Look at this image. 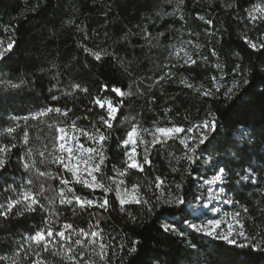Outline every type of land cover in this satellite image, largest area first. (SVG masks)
Listing matches in <instances>:
<instances>
[{"label":"trees","instance_id":"trees-1","mask_svg":"<svg viewBox=\"0 0 264 264\" xmlns=\"http://www.w3.org/2000/svg\"><path fill=\"white\" fill-rule=\"evenodd\" d=\"M31 3L32 0H0V39H3L6 45L9 36L14 35L18 43L13 53L6 54L5 61L0 62V147L11 143L17 145L8 153V163L4 170L0 171V203H6L9 198L14 199L25 179L31 178L33 192H39L43 185L44 193L40 197L41 203L47 205L46 198L54 200L51 208L56 213L52 217L56 221L52 225L55 230H59V226L63 223H71L74 228L87 230L89 225L95 222V216L99 214L103 217L100 227L105 233L126 235L128 239L141 241L137 254L128 257L126 251L120 253V256L126 260V264H144L145 260L150 261L151 264H168L174 258L177 264H194L195 257L193 261L184 258L190 251L200 253L202 264L206 258L205 252H214L218 247H224V244L198 234L194 236L191 231L183 229L180 223L177 227L183 229L187 234L186 237L172 234L166 238L161 232L160 220L177 218L184 221L185 217L178 210L175 212L169 210V213L160 217L163 209H158L155 215H148L142 205L126 204L127 211L136 216L138 221L143 220L142 223L134 224L119 211V201L116 199L115 192L108 194L110 204H112L109 212L94 207L81 209L75 201L71 205L60 204L62 188L66 195H70L60 181L48 176L41 177L36 169L25 172L22 165L24 160L34 159L36 168L40 171H51L53 174L61 172L62 170L56 165L40 163L42 159H51L52 138L57 135L55 126H66L70 124L71 119L78 116L80 117L77 120L79 127L91 128V122L98 121L99 115L105 114V109L94 104L93 100L96 96L111 97L114 105L119 104L116 119L112 121L111 140L107 142L108 160L106 161L107 167L104 169L105 178L108 176L116 178L112 170L113 166L117 169L126 167L123 163L125 149L120 147V141L126 138L127 132L133 125L139 124L141 128L151 129L154 122L159 121L157 126L176 125L187 129L190 122L196 123L205 118L206 112L210 109L214 110L218 101L200 96L179 81L186 79L195 87L201 85L203 88L210 87L211 76L218 75L217 70L211 66L216 62V57L211 55L212 48H215L220 63L225 73L228 74L224 80L226 85H230L233 79L232 69L237 63L241 65V69L246 65L256 64L259 54L253 53L247 47L242 36L246 32L249 38H255L260 30L264 29V25L254 28L247 20L241 23L237 17L246 16L244 9L254 3H264V0H184L180 13L176 17L166 16L150 30L155 32L162 30L165 25H171L172 27L166 31L165 36L160 38L161 45L172 43L177 44L179 48L178 41L191 40L193 44L185 45V48L192 53L194 59H197V63L191 66L182 65V62L177 64L176 67L171 68L172 79L166 78L167 82L161 81L160 84H154V79L167 70L163 65L171 66L176 63L174 57L169 59L165 47L152 50L151 55L156 58L154 65L148 58L142 56L139 45L133 48L130 44L124 51L114 42V39L123 32L130 29L135 30L138 24L158 10V3L167 12L173 10V5L165 4L164 0H47V3L33 14L25 11ZM228 3L233 5L231 9L226 8ZM179 14L184 16V20L178 18ZM199 16H204L205 20L211 19L212 25H207L204 20L198 18ZM8 25H16L15 33L4 31ZM177 29L180 30L179 33ZM206 29L208 31H205ZM189 32L193 35H189ZM136 39L134 37L133 41ZM82 44L93 51H116L124 61H133V63L125 71L119 61L111 56H104L101 61L97 62L93 56L84 51ZM196 44L201 45L198 50L194 47ZM237 52L243 59L235 55ZM8 55L11 56L10 59ZM204 56L208 57L207 62L203 61ZM22 80L23 84H21ZM98 81L115 84L121 87L123 92L130 90L133 95L117 96L110 91L103 92L100 90ZM9 82L20 84V87L12 88ZM75 83L88 87L89 92L82 93L71 88L70 85ZM150 84L152 87L149 89ZM50 88L51 92H49ZM249 89L252 91L245 101L230 113L229 120L236 119L243 122L246 128L244 138L250 145L248 151L259 152L264 150V144H262L264 96L256 92L252 84H249L244 92H248ZM60 90L73 94L62 95ZM54 94L59 96L58 100L51 99ZM240 95H243V92ZM234 103L235 100L231 102V104ZM231 104L221 107L220 112L227 111ZM47 106L62 108L67 106L72 108V112L68 117L50 113L39 119L31 118L34 113ZM89 108L92 109L91 112L88 111ZM166 108L171 109L167 117L164 112ZM24 116L30 117L27 122L24 121ZM84 116L88 119H83ZM14 117L16 119H13ZM17 123L19 127L16 132L9 136L6 131L7 127H15ZM50 124L53 127L50 128ZM99 126L97 124V127ZM240 130H242L240 125L232 123L221 125L219 128L221 136L216 143L221 144L226 138L225 134L238 136ZM25 131L28 133L29 143L27 145L23 142ZM174 135L183 137L185 134ZM13 137H15L14 140ZM144 138L151 140V137L147 135ZM80 141L86 146L89 144L84 137H81ZM241 146H243V141H241ZM28 148L32 149V157L26 155ZM40 151H45L44 158L39 156ZM137 151L141 154L138 159H141L143 145H140ZM150 152L149 159L152 165H145L147 178L145 173L130 169L128 175L123 177L126 186L131 189L134 184H142L144 186L140 188V192L150 196L151 193L147 192V181H154L156 175L172 183L182 180L186 199L192 201L193 196L199 191L198 177L205 174L204 166L193 165L192 175L186 174L184 169L187 167V162L182 158L177 159L184 153L183 145L180 144L178 138L169 139L164 147L156 144ZM224 155L223 152L216 153V159L212 163L216 164L218 161L219 165L223 166ZM205 156L208 158L207 153ZM229 158H233L231 153H229ZM256 160L257 157L253 156L254 163ZM230 166L239 170V165ZM173 167L178 171H173ZM62 174L65 178L71 179L70 174ZM232 179L229 177L230 181ZM72 187L75 194L84 199L98 200L103 196L100 190L93 192L74 181ZM226 189L237 201L233 205L234 211L240 210L241 205L249 208L245 223L246 230L250 233L264 232V212L260 210L264 209V204H261L259 208L255 206V202L261 197L254 195L253 190L240 187L238 182L226 185ZM22 207L23 205H17L13 208L7 220L0 217V234H6L5 238L0 240V245H2L0 254L2 255L10 256L15 250L16 244L13 241L21 240V235L17 234L27 236L30 230L45 226L41 217H47L48 213L38 210L35 213L25 212L17 216L16 212ZM157 217H160V220ZM193 236L197 247L190 248L193 244ZM111 255V250H109V256ZM156 257H159V260L155 259ZM208 259L210 261V258ZM113 260L114 264H120L119 259L113 257Z\"/></svg>","mask_w":264,"mask_h":264},{"label":"snow or ice","instance_id":"snow-or-ice-1","mask_svg":"<svg viewBox=\"0 0 264 264\" xmlns=\"http://www.w3.org/2000/svg\"><path fill=\"white\" fill-rule=\"evenodd\" d=\"M47 0H32L31 5L25 9L26 12L33 14L41 8L43 4H46ZM167 5H173V10L167 12L163 10V7L158 3V10L145 19V21L138 24L135 30H128L123 32L119 37L114 39V42L120 45L121 50L126 51L131 44L133 48L136 45L140 46L142 56L148 58L154 65L156 58L151 55L152 50L165 47L167 49V56L169 59L175 58L176 63L169 66L163 65L166 71L154 79V84H160L161 81L167 82V79H172L173 73L171 68L182 65H195L197 59L193 58L192 53L186 50L185 45H192L191 40H180L177 44H167L162 46L160 38L165 36L172 26L165 25L162 30L153 32L150 30L160 20H163L166 16L176 17L180 13L181 5L184 0H164ZM233 5L228 3L227 9H231ZM247 13L244 17H237L241 23L247 20L254 28L258 25H264V3H254L247 9H244ZM107 15V13H105ZM26 18V17H25ZM178 18L184 20V16L179 14ZM200 20L211 26L213 21L211 19L205 20L204 16L198 17ZM248 25H245L247 29ZM16 25H8L4 31L15 33ZM179 33V29L176 30ZM205 31H208L207 29ZM211 34V33H209ZM189 35L193 33L189 32ZM137 38L133 41V38ZM244 43L253 53H258L257 63L254 65H246L241 69V65L237 63L232 69V81L230 85L224 83L227 73L224 71L223 65L220 63V58L215 48H212L211 55L216 57V62L211 66L217 70L218 75H212V84L210 87L203 88L195 87L191 82L186 79H181L179 83L185 87L192 89L200 96L206 97L212 101H218L214 110H208L205 118L202 120L191 123L190 126L185 129L182 126L173 125L171 127L157 126L159 121L154 122V126L151 129L141 128L139 124H135L127 132L126 138L120 141V147L125 149L123 161L126 167L117 169L113 166V172L116 177L120 178L118 182L112 176L105 178L104 169L107 167L106 161L108 160L107 149L108 141L111 140V129L113 127L112 121L116 119V113L119 109V104L114 105L111 97H94V104L98 105L101 109H105V114H100L98 121L91 122V128L79 127L77 120L80 117L71 119L70 124L66 126H55L57 135L52 138V152L50 153L51 159H42L41 164H53L56 165L61 172L53 174L51 171H40L36 168V161L34 159L24 160L23 169L25 172H30L36 169L38 175L41 177H51L52 179H58L60 184L67 189L70 195H66L64 189L60 190V204L71 205L75 201L81 209L96 208L102 209L104 212H109L112 209L108 194L115 192L116 199L119 201V211L125 214L132 223H142L143 220H137L131 212L125 208L126 204L135 203L142 205L148 215H155L158 209H163L160 213V217H163L169 210L172 212L179 211L182 216L185 217L184 223L187 228L195 235L206 236L212 238L214 241L223 242L224 247H218L214 252H205L206 257L202 264H264V232H252L250 233L245 228L246 217L249 214V208L245 205H241L240 210L233 211L232 213L223 212L222 214L217 209L218 215L208 219H202V216H207L211 211V205L205 203L206 200L215 199L216 193L212 190L213 186L229 185L233 182H238L240 187L253 190L254 195H259L260 200L255 202V206L259 208L261 204H264V150L259 152L251 151L248 140L245 139L246 128L243 126L241 120L232 119L229 120L230 113L238 108L242 102L245 101L252 89L248 92H244V89L252 84L256 92L261 96H264V29H261L259 34L255 38H249L245 32L242 36ZM18 47L17 39L14 35L9 36L8 42L5 45L3 39H0V62L5 61L6 54L13 53L14 49ZM84 51L99 62L104 56H111L114 60L119 61L121 67L125 71L128 70V66L133 61H124L119 57L116 51H93L87 48L85 45H81ZM195 49H199L201 45L196 44ZM183 52V56H181ZM237 57H240V53H235ZM11 56L8 55V59ZM203 61L207 62L208 57H202ZM55 67V65H53ZM167 78V79H166ZM24 81H21L23 84ZM99 84L100 90L103 92H112L117 96H131L133 93L129 90L123 92L121 87L115 86V84L101 83ZM12 88H19L20 84H13L9 82ZM71 88L78 90L82 93H88L89 88L81 86L79 83L71 84ZM130 87V86H129ZM152 85H149V89ZM203 88V91L201 89ZM223 88V91L221 89ZM52 89H49L51 92ZM139 91V90H138ZM62 95H72V92H64L60 90ZM243 92V95L240 93ZM143 93H141L142 95ZM239 97V99H237ZM52 100H58V95H52ZM154 100V98H153ZM235 100L234 104L231 102ZM231 104V107L227 111L221 113L220 109L223 106ZM89 112L92 109H88ZM171 111L170 108L164 109L165 117L167 113ZM72 112L70 107H52L47 106L32 115V119H39L47 116L50 113H55L63 117H68ZM223 116V119H221ZM29 116H24L25 122L29 119ZM13 119H16L15 117ZM83 119H88L84 116ZM169 123L171 121L169 120ZM232 123L233 125H240L242 130L239 131L238 136L234 137L231 134H225L226 138L217 144L216 141L220 138L221 133L219 128L221 125ZM97 124L100 126L97 127ZM19 124L15 127H7L6 131L9 136L16 132ZM53 127V125H49ZM184 133L183 137H179V134ZM195 133V134H193ZM145 135L150 136L151 140L145 139ZM84 137L89 142L86 146L80 142V138ZM178 138L181 145H183L184 153L182 157L177 159H184L187 162V167L184 169L187 175H192V166L196 165L200 167L198 163L207 153L208 158L203 162L208 164L216 159V153L223 152L225 155L224 165L220 166L217 161L213 167L218 174L214 175L213 179H205L203 183L207 185V189L201 192L200 195H194L192 201L186 199L184 193V183L181 182H167L159 175H156L153 180L147 181V192L151 193L150 196L140 192V188L144 185L134 184L131 189L126 186V181L123 177L128 175V170L136 169L141 173H145V165L151 166L152 161L149 159L151 155L150 149L155 147L156 144H160L164 147L169 139ZM15 137H13V140ZM243 141V146H241ZM23 142L25 145L29 143L27 131L23 134ZM262 144H264V138H262ZM143 145L142 158L138 159L141 154L137 151L138 147ZM15 143H11L8 146L0 147V171H3L6 167L9 156L13 148H16ZM47 148V145H45ZM130 149V150H129ZM229 153L233 158H229ZM26 155L32 157L33 152L31 148L27 149ZM45 151H40L39 156L44 158ZM172 155V154H169ZM253 156L257 157L256 162H253ZM23 159V158H21ZM239 165L237 168L230 165ZM173 171H178L173 167ZM62 173H68L71 175V179L64 177ZM147 178V173H145ZM232 177V181L229 180ZM73 181L76 184H80L85 188L96 192L100 190L103 193L100 199H84L75 194V190L72 187ZM33 181L31 178H26L24 183L20 186V191L14 199L9 198L6 203H0V217L5 220L9 218V214L12 213L13 208L17 205H23V207L16 212L17 216L23 215L25 212L35 213L38 210L43 213H48L47 217H41L44 223V227H37L30 230V234L24 236L21 235L20 241H13L16 244L15 250L12 251L10 256L0 254V264H20L22 258H26L30 261V264H46V260L42 258L41 253L51 252L54 256L61 257V260L65 264H96V260L93 257H98L100 264H114L113 257L120 260V264H126V260L120 256V253L126 251L128 257H131L139 252V245L141 241L139 239H128L126 235H112L111 233H105L104 229L100 227V222L103 219L102 216L97 214L95 216V222L90 224L88 229L74 228L71 223H63L59 226V230L53 228V224L56 222L52 219L56 215L54 209L51 206L54 204V200L47 199V205L41 203L40 197L43 196V185L40 187L39 192H33L31 185ZM115 184V187H113ZM11 187V186H9ZM7 191V189H5ZM15 191V189H13ZM225 204L235 205V201L232 197L221 194L219 196ZM206 210V211H205ZM264 212V209H260ZM160 217H157L160 220ZM230 217V218H229ZM58 219V217H57ZM195 221H200L199 223ZM161 232L165 234L166 238L175 234L178 237H186V233L183 229H179L173 222L160 220ZM6 234H0V240L4 239ZM119 236V238H117ZM190 245V248L197 247L194 243ZM76 237V239H73ZM36 245V249H33L32 245ZM27 245V247H25ZM2 247V245H0ZM109 250L112 255L109 256ZM23 253V257L21 254ZM31 253V255H30ZM33 256L35 259L33 260ZM87 257V258H86ZM194 264H201L200 253L189 252L184 258L193 261ZM210 258V261L209 259ZM155 259L159 260V257ZM144 264H151L150 261L145 260ZM168 264H177L176 258L169 261Z\"/></svg>","mask_w":264,"mask_h":264},{"label":"rangeland","instance_id":"rangeland-1","mask_svg":"<svg viewBox=\"0 0 264 264\" xmlns=\"http://www.w3.org/2000/svg\"><path fill=\"white\" fill-rule=\"evenodd\" d=\"M117 114V113H116ZM81 142V141H80ZM207 157L204 156L200 161H199V164L200 165H203L204 168L206 169L205 170V174L204 175H201L198 177V180H199V191L197 193V196L200 195L201 192H204L206 189H207V185H205L203 183V181L207 178V179H213L214 175L218 174L216 172V169L213 167V163L210 162L208 164H205L203 161L206 160ZM116 181L118 182V180L120 178L116 177L115 178ZM215 193H216V198L215 199H210V200H206L205 203L207 204H210L212 207H211V211L208 212L207 216H202L201 218L202 219H208V218H211V217H216L218 215L217 213V209H219V212L222 214L223 212H228V213H232L234 211L233 209V205L232 204H225L221 199H219V196L221 194H224L226 196H230L232 197L227 189H226V185H219V186H213V189H212ZM206 211V210H205ZM230 218V217H229ZM164 221H169V222H173L175 224V226L177 227V224L180 223V225L182 226L183 229L187 230V231H190L188 228H187V225L184 223V221H181L177 218H165ZM197 223H199L200 221H195ZM178 228V227H177ZM206 237V236H204ZM208 239H211L213 240L212 238H209V237H206ZM73 239H76V237H73ZM33 249H36V245H32ZM31 255V253H30ZM21 256L23 257V253L21 254ZM41 256L42 258H44L46 260V264H65L64 261L61 260V257L59 256H54L52 255L51 252H48V253H41ZM87 258V257H86ZM35 259V257L33 256V260ZM93 259L96 260V264H100V261H99V258L98 257H93ZM20 264H30V261H27L26 258H22L20 260Z\"/></svg>","mask_w":264,"mask_h":264}]
</instances>
